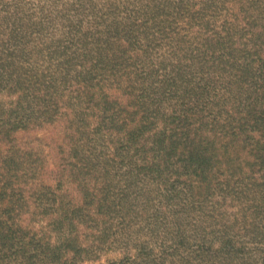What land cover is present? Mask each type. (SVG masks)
Masks as SVG:
<instances>
[{"label":"trees","instance_id":"obj_1","mask_svg":"<svg viewBox=\"0 0 264 264\" xmlns=\"http://www.w3.org/2000/svg\"><path fill=\"white\" fill-rule=\"evenodd\" d=\"M111 1L106 52L74 32L75 96L10 78L0 264H264V0ZM54 124L48 152L19 143Z\"/></svg>","mask_w":264,"mask_h":264},{"label":"rangeland","instance_id":"obj_2","mask_svg":"<svg viewBox=\"0 0 264 264\" xmlns=\"http://www.w3.org/2000/svg\"><path fill=\"white\" fill-rule=\"evenodd\" d=\"M111 2V0L110 2L108 0H0V73H3L0 77V124L8 118H14L15 108H18V101L24 93L21 89L12 92L13 82L10 81L12 75L27 77L26 80L29 74L38 76L42 80L39 85L41 88L46 87L44 86L46 81L55 82L56 85L49 86L50 90H53L54 86H58V91L70 86L69 83L62 84L59 78L62 70L67 68L66 54H73V49L75 50L73 40L82 44V40L79 41V34L74 32L85 34L86 40L94 37V55L102 54L108 47L114 45L108 42L103 28L105 22L121 21V10L124 5L122 2L117 3V9L110 10ZM104 18L106 20H103ZM183 23L184 21L178 18L177 24L180 29L184 26ZM14 31L22 36L15 37L16 41L22 42L17 47L13 45ZM162 40L168 41V38ZM192 44L195 45V42L193 41ZM8 46L9 51L4 49ZM168 46L167 43L162 48ZM62 50H64L63 54ZM71 84L73 87L74 84ZM67 90L75 96L73 88ZM58 91L55 94H58ZM67 97L66 94L63 99ZM81 99L73 100L72 97L70 102L79 103ZM60 102L70 113H73V103L66 106L63 101ZM22 131L24 130H19V143L27 142L29 145L41 146L47 152L51 137L58 138L60 134L55 124ZM48 157V163L51 164V155ZM62 178L64 179L62 188L69 187L71 183L67 177ZM45 224L46 218L37 221L36 227L46 226ZM47 234L51 242L57 240L54 232ZM116 254L115 251L112 252V255ZM104 258L105 255L100 259ZM94 262L97 263V260L95 259Z\"/></svg>","mask_w":264,"mask_h":264}]
</instances>
